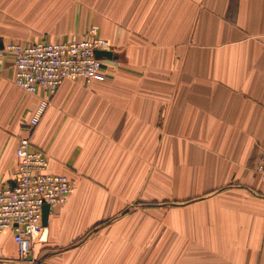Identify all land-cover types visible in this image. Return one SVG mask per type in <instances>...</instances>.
<instances>
[{
	"label": "crops",
	"instance_id": "0c3cea01",
	"mask_svg": "<svg viewBox=\"0 0 264 264\" xmlns=\"http://www.w3.org/2000/svg\"><path fill=\"white\" fill-rule=\"evenodd\" d=\"M92 25L117 55L105 59L121 68L59 85L31 145L74 189L49 208L26 257L11 230L0 232V264H264V181L255 170L264 0H0V186L13 183L21 125L41 96L14 83L2 46L77 39ZM147 144L169 149L168 205L127 213L139 202L76 181L131 175ZM96 150L105 155L95 161Z\"/></svg>",
	"mask_w": 264,
	"mask_h": 264
},
{
	"label": "built area",
	"instance_id": "2783aa9c",
	"mask_svg": "<svg viewBox=\"0 0 264 264\" xmlns=\"http://www.w3.org/2000/svg\"><path fill=\"white\" fill-rule=\"evenodd\" d=\"M110 47L109 41L98 34L96 25L77 39L27 44L9 41L2 46V53L12 61L14 83L26 92H41L35 109L21 125L13 183L0 186V232H13L20 258L26 257L40 238L42 206L64 203L75 185L67 175L48 171L47 156L32 148L31 135L64 80L89 84L108 77L103 66L105 58L96 57L95 51ZM255 170L264 181V147Z\"/></svg>",
	"mask_w": 264,
	"mask_h": 264
},
{
	"label": "rangeland",
	"instance_id": "374dc122",
	"mask_svg": "<svg viewBox=\"0 0 264 264\" xmlns=\"http://www.w3.org/2000/svg\"><path fill=\"white\" fill-rule=\"evenodd\" d=\"M88 26L79 33V35L85 36L88 30ZM15 41V40H12ZM116 53L121 55L123 49L121 47H114ZM104 60V67L108 75H113L116 68H121V61ZM110 65H112L110 67ZM23 121L22 123H24ZM99 146V145H98ZM101 146V145H100ZM146 153L141 160L134 161L132 159L129 163L131 164V175H92L90 173L82 174L77 176L76 181L79 180L85 185H92L108 193L109 200L124 199L130 201L139 202L140 208L137 206H130L125 211L133 214V212L143 211L144 209H153L160 205H168L166 202L171 200V176H170V160H169V149L164 148L163 152L156 153V145L147 144ZM100 155H105L104 152L99 150ZM98 151L90 153L93 159L96 161ZM142 157V155H141ZM157 157V158H156ZM128 161L125 160L124 163ZM136 164L135 166L133 164ZM144 167V169L142 168ZM145 170V174H137ZM121 169L119 170L120 173ZM125 171V170H124ZM123 172V171H122ZM135 173V174H134ZM129 189V191H127ZM121 212L124 209H120ZM148 213V212H147Z\"/></svg>",
	"mask_w": 264,
	"mask_h": 264
},
{
	"label": "water",
	"instance_id": "95a60500",
	"mask_svg": "<svg viewBox=\"0 0 264 264\" xmlns=\"http://www.w3.org/2000/svg\"><path fill=\"white\" fill-rule=\"evenodd\" d=\"M95 56L98 58H107V59H112V58H117V55L112 53L109 50H96L95 51ZM49 212V206L47 204H44L42 206V213H41V223L42 225L46 224L47 216Z\"/></svg>",
	"mask_w": 264,
	"mask_h": 264
}]
</instances>
